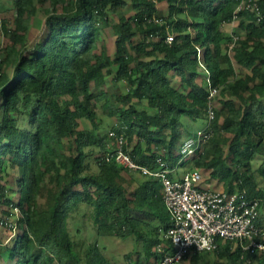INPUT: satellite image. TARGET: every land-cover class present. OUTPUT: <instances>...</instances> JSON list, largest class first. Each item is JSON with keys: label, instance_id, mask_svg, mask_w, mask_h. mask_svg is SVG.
<instances>
[{"label": "trees", "instance_id": "trees-1", "mask_svg": "<svg viewBox=\"0 0 264 264\" xmlns=\"http://www.w3.org/2000/svg\"><path fill=\"white\" fill-rule=\"evenodd\" d=\"M12 1L16 15L0 18V177L10 184L1 185L0 206H8L0 211L7 216L17 203L22 219L20 233L0 248V264H83L66 230L80 203L95 207L103 234L143 240L147 261L158 258L159 244L161 254L173 250L162 182L143 173L140 180L117 161L111 131L139 164L155 170L162 160L174 177L190 124L206 120L214 134L190 171L208 174L216 188L246 189L263 205L264 0H256L260 14L237 11L242 0ZM40 9L41 29L34 26ZM109 28L113 52L103 40ZM110 78L124 87L115 98ZM99 110L115 119L111 127ZM95 250L87 264L105 262ZM213 252L214 264H264L261 254L242 258L229 241ZM209 253L187 257L208 264Z\"/></svg>", "mask_w": 264, "mask_h": 264}, {"label": "built area", "instance_id": "built-area-1", "mask_svg": "<svg viewBox=\"0 0 264 264\" xmlns=\"http://www.w3.org/2000/svg\"><path fill=\"white\" fill-rule=\"evenodd\" d=\"M244 6L256 10L260 14V5L256 0H242L237 8ZM235 15L232 25L237 23ZM159 21V19H157ZM175 34L168 29L166 41L171 44ZM2 57L0 54V73ZM218 92L212 87L210 98ZM209 120L215 117V110L210 103ZM118 143L116 160L145 175L157 177L162 182L163 199L167 207L171 224L164 232L166 239L173 248L171 252L161 254L152 261L141 264H179L192 251L213 252L220 248L221 242H236L250 259L256 254L264 257V228L259 224L261 215V199L251 197L246 189L230 191L220 188H199L205 180L203 172L194 169L187 172L183 178L171 177L172 170L160 160V168L151 169L141 165L124 149L123 135L111 131ZM214 131L209 124L200 130L195 137H189L181 146L183 160L196 155L200 148L213 136ZM160 252H165L164 245L159 244ZM236 247V245H234Z\"/></svg>", "mask_w": 264, "mask_h": 264}, {"label": "rangeland", "instance_id": "rangeland-1", "mask_svg": "<svg viewBox=\"0 0 264 264\" xmlns=\"http://www.w3.org/2000/svg\"><path fill=\"white\" fill-rule=\"evenodd\" d=\"M161 7L164 13L167 15L168 7L165 4H161ZM16 15V11L13 5L12 0H0V18H10ZM118 20L117 18L114 21ZM45 22V13L40 9L38 15L35 18L34 26L36 28H42ZM231 26V25H230ZM4 33L0 32V54H2V48L4 44ZM103 40L106 43L110 52L115 50V40L116 36L112 28H109L105 31L103 36ZM109 90L111 96L115 98V96L119 95L124 88L121 83L112 80L110 78L108 86H106ZM219 105V104H218ZM99 117L102 118L101 122L105 126V128L111 127L115 123V119L111 116L104 113L102 110H99ZM191 132L190 137L197 136V133L200 130H204L208 127L209 123L206 120H200L196 123H191ZM185 136V135H184ZM183 136V137H184ZM185 138V137H184ZM180 145L178 147V151L181 150ZM189 156L184 159L185 163L180 165L174 174V179H181L183 176L190 171V159L193 157ZM17 173V169L15 171ZM134 175L140 179L144 180L147 177L143 176L142 173L135 172ZM204 180L199 188H216V185L209 181V175L203 174ZM14 178V177H11ZM15 179V178H14ZM7 177H0V189L2 184H6L9 187L10 184L7 182ZM13 181V179H12ZM15 183V181H14ZM220 189H224V187H217ZM237 190V189H236ZM235 190V191H236ZM14 195V194H13ZM20 199V194L16 196V202ZM2 210L7 209V204L2 202ZM167 209V207H166ZM10 213L7 216H2V212L0 211V238L5 241L3 244H0V248L6 250L7 242H13L14 236L17 233H20L21 229V219H22V209L17 203L11 205L9 209ZM168 211V210H167ZM259 224L264 228V200L263 205L261 206V215L259 219ZM66 230L69 234L71 240L74 243V247L78 255L82 258L83 264H87L86 257L87 254L96 249V253H100L105 258V262L103 264H132L136 260H141L142 262H147V253L144 249V241L138 240L135 236H116V235H108L103 234L99 230V226L95 222V207L90 204L80 203L73 210L68 212L66 217ZM233 245H238V243L233 242ZM157 257L160 256L161 252L159 249L156 250ZM194 251L191 252L193 254ZM210 258H208V264H214L216 257L214 252L208 254ZM156 257H151L150 261L154 260ZM134 261V262H132ZM179 264H192L191 258L186 257ZM253 264H260L259 261H253Z\"/></svg>", "mask_w": 264, "mask_h": 264}]
</instances>
